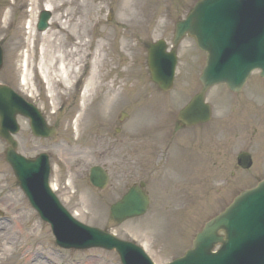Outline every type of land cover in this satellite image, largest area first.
I'll list each match as a JSON object with an SVG mask.
<instances>
[{
  "label": "rangeland",
  "instance_id": "rangeland-1",
  "mask_svg": "<svg viewBox=\"0 0 264 264\" xmlns=\"http://www.w3.org/2000/svg\"><path fill=\"white\" fill-rule=\"evenodd\" d=\"M46 1L47 0H40L35 5L36 8H34L33 10L35 18L33 26L34 28L38 13L44 8V4ZM155 1L157 2H155L154 4L157 3V6L159 4L164 5L168 8L169 11L162 12L161 15L163 17H161L159 20V16L154 15L151 17L152 21H150L148 25L156 22V26L154 27L153 31H149L151 33L149 34L150 37L148 38L155 40L163 37V39H166L169 42L174 17L183 15L192 6V4L195 3L196 0ZM21 2V0H16L15 6L13 7L11 12L10 26L7 27L5 31L0 32V45L2 46L4 51V67L0 71V83L6 84L7 86L13 88L24 99L36 105L46 118L48 124L53 125L57 128V133L52 139L36 140L30 135L28 123L20 119L19 124L21 129L17 137L18 143L20 144L19 152L24 156L30 158L34 157L40 152H45L50 155L53 170L51 181L58 187L59 191L57 192V195L64 207L69 212L78 213L80 215L77 218L79 221L86 225L112 233L120 239L132 241L138 245H145L149 243V241L154 242V244L151 246V249L155 256L152 252L151 254L152 259L155 263H164L166 261H169L171 258H177L178 256H180V253L176 250L175 247L173 248L171 246L170 238L174 237V235L178 232L179 227H182L185 224V219L182 217H178L175 219L171 218L168 221L169 225L165 224L162 230L170 229L174 231L173 234L167 233L168 236H171L170 238L164 237L161 233H153L151 231L148 240L147 238L143 237L144 234L142 230L144 227L142 224H145V226H147V224L151 225L152 222L157 227L158 223H162V220L160 221L158 217L152 219L151 217L153 216H148L145 218L142 217L138 219H132L122 224H116L111 219L109 211L107 209V205L111 204L110 201H105L103 197H97L89 193L90 189L87 187V183L83 181V170L86 168V164L84 160L81 159L83 155L82 151L84 150V147H82L81 145L83 142H86V146H95V149L97 151V156H94L95 158L90 157L91 161L88 164H93L96 161L106 162L112 172H116L118 168L122 169L123 166L124 169L127 168L132 173V175L130 176L131 179L127 182L126 180L124 182L122 181V183L119 182L118 176L114 177L111 175V183L109 184L107 190L104 192L105 195L108 196V198H115V190H117L118 193H121L120 191L130 185L132 182L138 183L140 181H143L144 183H146L145 190L147 191L151 199V206L149 211L150 215H152L153 213L161 212L163 206L168 204V199L164 198V196L167 195V192L166 190L164 191L159 188V184H157L159 180L157 179V177L160 178V176H157L158 173L154 172L155 170H153V166L148 165L143 168L138 162H136V160L134 162L132 159H128L127 157L129 155L127 153L121 154L122 151L119 143L113 144L114 147L112 149H107L106 151H104L107 147L104 146V144H102L100 140L96 138V136L92 137L93 135L97 134V136L102 137V134H100L98 130L95 129V124L89 120V115L84 116L81 120V113L79 112L80 100L77 93L70 89H67L68 87L51 86V89L48 90L46 84L42 83L41 80H32L31 76H29L30 73H28V87H21L19 85V80L22 74L21 65L24 63V55L27 49L26 38L28 35V30L26 28V22L33 17V14L31 15V13L28 12L27 0H23V4H21ZM7 3V0H0V13ZM109 3L110 4L108 5H106V3L102 4L101 7H104V9L96 12L95 18L99 23L92 28L94 33L95 29L99 26L100 30L103 28L104 31L110 33L112 31L115 33H123V30L126 26L123 25L119 28L121 19L118 15H114L111 8L113 6L114 11H117L120 0H114L113 4H111V1ZM55 4L58 5L57 2H55ZM142 4V0H133L134 10L132 12L134 13L135 11L137 13L138 7L140 8ZM21 14H23L22 20L24 19L22 29L17 30L15 28H17L19 17ZM57 16L58 11L56 10V12L52 13V19L50 20L52 24L48 29H57V25L59 22V20H57ZM134 18L138 20L140 16H135ZM161 20H163L162 23ZM138 21L140 22V20ZM136 22L132 24L134 29L137 27ZM102 36L104 35L102 34ZM119 36L117 35L118 38L115 37V39L117 38L116 42H113L112 45L108 46L109 60L114 56L119 48ZM65 38L66 37H63L62 40L64 41ZM42 39L43 36L37 33L36 41L38 42V44L41 45ZM87 40L88 38H85L84 42L86 43ZM132 43L133 41L131 42V46H129L130 43H128L127 45V43L125 42L122 48L123 53H125V55L129 57L128 60L126 58L124 59L121 56L113 59L114 62L109 68L110 70H112V72L108 73V78L107 80H105L106 83L110 82L109 84L111 85L112 83L126 82V75L128 73L132 74V72L134 74L138 73L141 78L147 75V69L144 64L145 53L142 52L141 55L134 53L132 51ZM94 44L95 43L93 42L92 44L89 43L90 46L87 47V51L94 52ZM97 45V54L98 56H100V58H103V50L99 49V46H101L102 44L99 45V43L97 42ZM187 47L188 46H186V44H184V46L182 45L181 54L184 55L179 59L180 61L177 69L178 78L171 91V93H177L178 91H181L182 96H184L186 92L185 86L187 83L185 81L189 79L186 78V73L189 72L188 75L191 77L192 73L194 72V65H196V61L192 65L193 59L192 56L189 57V55H187ZM131 54L135 57L134 60L136 61L133 67L139 65V71L137 69L133 70L130 67L131 69L127 74L121 75L120 72L125 69L127 65H129L128 63H130ZM203 59L204 57L202 58V60ZM196 60L199 61L200 58H197ZM29 61L30 66H33L36 63V60L31 57ZM99 70L102 71V69ZM108 70H106V72L104 73L106 74ZM251 76L253 78L251 79L252 81L247 90L251 89L253 94L255 95L264 92V86L262 84L258 85L262 82L261 79L255 78L257 77V74L254 73ZM129 81H131V79H128L127 82ZM192 87L193 89L198 88V85L195 81H193L192 84L190 81V85L188 88ZM125 89L128 91H132L131 84H128ZM217 93L221 94L222 98L224 99H227L229 97L228 93L223 88L217 89ZM170 94L168 96L170 100H172L174 97ZM213 100L214 102H216V97H214ZM156 101L157 100L155 99V96L153 99L151 97L148 105L155 108ZM181 103V100H175V103L171 106L172 110H176ZM240 107L244 108V110L239 108V113L242 116L245 115L244 113L249 112L250 114H254L257 112L256 103L254 101L248 100L247 94L246 97H243L241 99ZM76 115L79 116L78 119L80 120L76 118ZM257 115L258 114H255V117H257ZM75 121L77 122L75 123ZM143 121L144 118H139L138 122L136 121L135 124L138 125ZM132 126L133 125L130 124L125 125L124 130L127 132L130 131L133 129ZM94 130L96 133H94ZM125 131H123L118 136H114L115 138H118L120 142H123V144L125 143L123 140V136L124 134H126ZM233 136L231 137L232 142L230 145V149L233 152L231 158L237 151L239 152L242 149L245 133H237L235 137ZM80 138L83 142L80 141ZM3 146L4 143L0 141V231L3 228H11V230L13 231L10 233L11 236L0 239V246L2 247V244H6V247H13L14 241H16V245L13 247V249L6 254L7 259L3 264H119L118 257L115 253H110L100 249H91L82 252L63 251L54 245L48 227L44 225L38 219L35 213L29 208L26 203V199L17 187V184H15V179L12 175V172L8 165L4 162V157L1 155ZM251 148L252 151L258 154V158L261 161L262 156L259 153V145L257 143H253V146ZM174 150L175 148L171 147L169 150V154H171ZM117 161L119 167L116 166ZM127 166L133 167L128 168ZM166 166H171V164L161 163L158 167L159 170L163 168L161 170V184L165 182H172L174 179L178 181L182 180L180 173L178 172V170H175L174 165L173 169L167 168ZM200 166L201 165H199L198 168L199 170ZM255 169L256 168H254L253 171L246 173L244 176L238 175L239 173H237L236 175L232 176L231 180L228 183H224L223 185L210 184L207 186V190L212 191V198L206 202L207 208L205 207V209L207 211L205 215L198 217V219L200 220L193 228H191V226L188 228V230L190 229L188 237H193L194 233L202 227L203 222L207 220V217H211L217 211L222 210L240 191L248 188L251 185V183L253 182L251 181V179H253ZM231 170L232 163L228 172H230ZM66 182H69V186ZM161 195L165 199L163 200V205H160L158 203V201H161L162 199ZM16 221H20L21 224H25V235L22 237H18L19 235L17 236L15 234ZM34 228V234L31 237H28V234ZM149 228H151V226H148L145 230L149 232ZM25 253L34 254L33 259L30 263L25 262V257H27ZM41 254L44 257L43 259L42 257H40Z\"/></svg>",
  "mask_w": 264,
  "mask_h": 264
},
{
  "label": "water",
  "instance_id": "water-1",
  "mask_svg": "<svg viewBox=\"0 0 264 264\" xmlns=\"http://www.w3.org/2000/svg\"><path fill=\"white\" fill-rule=\"evenodd\" d=\"M43 16L39 28L45 27ZM196 38L198 46L207 53L206 67L201 82L204 89L217 83H226L232 90H239L250 72L260 70L264 76V0H202L189 18L178 25V41L184 33ZM163 46H153L149 54L152 78L163 89L172 82L174 54L161 56ZM168 60V68L157 69ZM200 95L198 99H201ZM0 107H4L8 121L21 114L33 119V133L49 136L51 131L40 128L35 121L37 113L4 87H0ZM6 103L7 105H4ZM201 108L200 103L197 105ZM0 113L3 110L0 109ZM0 117L3 115L0 114ZM8 161L16 170L22 188L43 220L52 225L57 243L65 248L102 247L115 249L122 264H148L141 251L132 244L106 238L98 231L83 228L62 215L56 202L46 194V161L39 158L29 162L10 149ZM39 174L41 184L36 187L31 179ZM32 175V176H31ZM147 200L138 191H132L112 208L116 221L142 215ZM257 229L254 233V229ZM222 230L224 237H218ZM106 238L107 240H105ZM219 245L216 252H212ZM171 264H264V182L256 189L237 198L234 203L199 234L193 250Z\"/></svg>",
  "mask_w": 264,
  "mask_h": 264
},
{
  "label": "bare ground",
  "instance_id": "bare-ground-1",
  "mask_svg": "<svg viewBox=\"0 0 264 264\" xmlns=\"http://www.w3.org/2000/svg\"><path fill=\"white\" fill-rule=\"evenodd\" d=\"M36 1L37 0H31V14L36 3L40 0L37 2ZM55 2H57L58 5H56ZM106 2L107 0H91V2L90 0H47L44 4V8L50 11L57 10L59 13L57 16V20H59L58 27L56 30H48V32L42 33V43L41 45L39 44L36 46L35 44H37V41L34 40L36 33L32 35L33 19L30 20L28 24L29 36L27 40L28 43H30V40H32L34 46L31 49L30 46H28L27 50L25 51V59L23 64L24 73L21 76L20 84L23 87H28V73H30L32 80H43L49 90L51 89V86L62 87L65 85L69 87L72 84V80L74 79L76 83L82 82L80 100L84 105L85 99L90 97V93L93 90L99 88L101 76L99 73L96 74L93 69L91 70L90 66L89 72L87 74L88 76L86 75V77L83 78V74L81 72L83 67V58L87 56L83 53V48L85 47L83 41L90 34L89 27L92 22V16L95 14L100 5ZM132 8L133 0L121 1L118 9V15L123 22H130ZM153 11H155V9ZM7 20L8 19L5 15L4 21L6 22ZM1 32H3V30H1ZM63 37H66L64 41L62 40ZM105 40L106 37H102L99 43H105V45H107ZM99 49H104L103 44L99 46ZM106 56L103 58H100V56H92V67L96 69L101 67L102 70L105 69L108 66ZM30 57L36 60V63L33 66H30ZM39 177V174H35L31 177V179L34 180L32 182L36 187L41 184V181L38 180ZM144 225L143 227L151 226V228H149V232H144V229L142 230L144 238L148 239L151 231L153 233H162V235L166 238L169 237L166 230L158 229L152 222L151 225ZM16 226V233L24 235V228L21 223H17ZM259 228H261V226L255 227L254 233ZM10 230L11 229L6 230V235L8 232H10ZM34 230L35 228L30 232V236L33 234ZM5 245L6 244H2V247L0 246L1 264L6 261V254L11 249V247H6ZM144 248L149 251V247L147 245H144ZM32 259L33 254L29 253L27 257H25V262L30 263Z\"/></svg>",
  "mask_w": 264,
  "mask_h": 264
},
{
  "label": "flooded vegetation",
  "instance_id": "flooded-vegetation-1",
  "mask_svg": "<svg viewBox=\"0 0 264 264\" xmlns=\"http://www.w3.org/2000/svg\"><path fill=\"white\" fill-rule=\"evenodd\" d=\"M215 159H217V160L224 159L223 152H217V153H215ZM212 162L215 163L214 160ZM219 163L222 164V165H224L223 164V160L220 161Z\"/></svg>",
  "mask_w": 264,
  "mask_h": 264
},
{
  "label": "clouds",
  "instance_id": "clouds-1",
  "mask_svg": "<svg viewBox=\"0 0 264 264\" xmlns=\"http://www.w3.org/2000/svg\"><path fill=\"white\" fill-rule=\"evenodd\" d=\"M163 22V20H161V23Z\"/></svg>",
  "mask_w": 264,
  "mask_h": 264
}]
</instances>
